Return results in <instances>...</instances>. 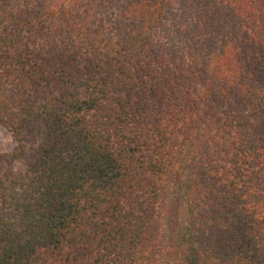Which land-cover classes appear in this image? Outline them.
Returning <instances> with one entry per match:
<instances>
[{"label":"trees","instance_id":"trees-1","mask_svg":"<svg viewBox=\"0 0 264 264\" xmlns=\"http://www.w3.org/2000/svg\"><path fill=\"white\" fill-rule=\"evenodd\" d=\"M0 264H264V0H0Z\"/></svg>","mask_w":264,"mask_h":264},{"label":"rangeland","instance_id":"rangeland-1","mask_svg":"<svg viewBox=\"0 0 264 264\" xmlns=\"http://www.w3.org/2000/svg\"><path fill=\"white\" fill-rule=\"evenodd\" d=\"M16 146L13 134L6 125L0 124V151H12Z\"/></svg>","mask_w":264,"mask_h":264}]
</instances>
